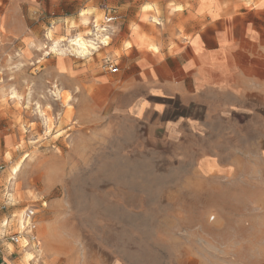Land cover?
Returning a JSON list of instances; mask_svg holds the SVG:
<instances>
[{
    "label": "rangeland",
    "instance_id": "rangeland-1",
    "mask_svg": "<svg viewBox=\"0 0 264 264\" xmlns=\"http://www.w3.org/2000/svg\"><path fill=\"white\" fill-rule=\"evenodd\" d=\"M66 10L0 0V216L37 223L39 264H264L262 170L197 173L192 158L222 148L173 145L157 100L125 82L122 34L87 56L52 50L88 34ZM26 252L5 264H36Z\"/></svg>",
    "mask_w": 264,
    "mask_h": 264
},
{
    "label": "crops",
    "instance_id": "crops-1",
    "mask_svg": "<svg viewBox=\"0 0 264 264\" xmlns=\"http://www.w3.org/2000/svg\"><path fill=\"white\" fill-rule=\"evenodd\" d=\"M44 1L72 9L57 20L88 19L86 41L103 24L101 6L114 10L103 49L123 35L125 62L136 69L125 82L157 100L152 111L168 139L222 148L194 156L197 173L256 178L262 170L264 178V0ZM15 218L0 216V239L19 231ZM21 252L6 244L8 258Z\"/></svg>",
    "mask_w": 264,
    "mask_h": 264
},
{
    "label": "built area",
    "instance_id": "built-area-1",
    "mask_svg": "<svg viewBox=\"0 0 264 264\" xmlns=\"http://www.w3.org/2000/svg\"><path fill=\"white\" fill-rule=\"evenodd\" d=\"M101 9L104 12L103 24L100 26L95 24L93 26L94 34H91V39L87 41V46L90 52L99 51L106 47L104 40L110 35L107 34L110 30L108 24L111 20V15L114 10L107 5L101 6ZM104 65L111 74L116 75L120 72L119 64L110 59H106ZM2 172L3 166L0 165V174ZM6 244L17 245L20 247L22 252L30 250L34 255L32 262H35L36 264H39L40 260L42 259V247L38 232V225L36 222L32 221L30 217L20 221L19 231L17 233L10 236H4L0 239V264L6 263L4 261V255H6Z\"/></svg>",
    "mask_w": 264,
    "mask_h": 264
},
{
    "label": "bare ground",
    "instance_id": "bare-ground-1",
    "mask_svg": "<svg viewBox=\"0 0 264 264\" xmlns=\"http://www.w3.org/2000/svg\"><path fill=\"white\" fill-rule=\"evenodd\" d=\"M89 36H90V34H89ZM69 42H70V44H69L68 48L67 47L64 48L63 46L60 47V45L59 46L57 45L56 47H52V50L53 51H55V50L65 51V49H68V50L70 49V50L76 51V53L81 54L82 56H87L90 53L89 48L87 46V41L83 36H81V37L79 36L76 39L70 40Z\"/></svg>",
    "mask_w": 264,
    "mask_h": 264
}]
</instances>
